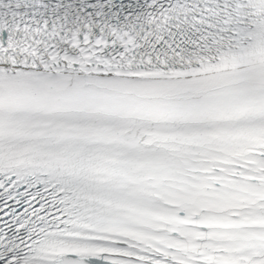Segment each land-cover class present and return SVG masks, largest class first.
I'll use <instances>...</instances> for the list:
<instances>
[{
    "label": "snow or ice",
    "instance_id": "6c2138e0",
    "mask_svg": "<svg viewBox=\"0 0 264 264\" xmlns=\"http://www.w3.org/2000/svg\"><path fill=\"white\" fill-rule=\"evenodd\" d=\"M0 264H264V0H0Z\"/></svg>",
    "mask_w": 264,
    "mask_h": 264
}]
</instances>
